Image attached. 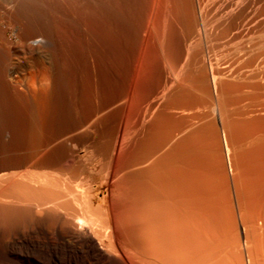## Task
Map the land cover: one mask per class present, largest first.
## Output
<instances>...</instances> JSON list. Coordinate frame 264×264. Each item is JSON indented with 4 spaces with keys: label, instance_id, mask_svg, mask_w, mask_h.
Wrapping results in <instances>:
<instances>
[{
    "label": "bare ground",
    "instance_id": "bare-ground-1",
    "mask_svg": "<svg viewBox=\"0 0 264 264\" xmlns=\"http://www.w3.org/2000/svg\"><path fill=\"white\" fill-rule=\"evenodd\" d=\"M143 1L142 6L137 1L142 10L132 28L127 25L135 19L127 14L128 28L121 27L126 30L110 26L113 18L106 17L114 9L101 18L104 10L95 0H0V217L19 214L34 221L26 232L0 236V264H239L233 248L240 239L228 218L226 197L208 181L215 174H200L208 178L203 183L175 168L177 148L171 145L172 155L163 158L157 146H138L142 139L136 137L146 109L152 114L163 107L167 91L172 107L190 109L187 113L196 92H212V74L202 64L207 48L212 55L214 48L228 46L237 57L243 53L241 0ZM262 1L245 4L255 8ZM197 47L198 58L192 53ZM198 60L204 74L174 84L186 63ZM166 65L178 66L173 81L143 106V94L159 87ZM224 137L227 169L230 174L235 169L238 181L244 152L228 147ZM217 166L219 173L222 166ZM96 168L108 172L115 185L103 188L93 175ZM220 178L226 185L223 174ZM242 235L252 253L248 261L264 264V235L253 223L242 228Z\"/></svg>",
    "mask_w": 264,
    "mask_h": 264
},
{
    "label": "rangeland",
    "instance_id": "rangeland-1",
    "mask_svg": "<svg viewBox=\"0 0 264 264\" xmlns=\"http://www.w3.org/2000/svg\"><path fill=\"white\" fill-rule=\"evenodd\" d=\"M95 1H96L95 2L96 7H97V3H98V6L101 7V8H99V11L104 10V11H102L104 14V17H101V18L105 19L106 15L110 14L111 12H114V10H115V12L116 11L119 12V15L117 12L111 13L110 16H107L108 18L106 17V19L107 20L109 19L108 22L112 18L114 20H116V21H114L112 19L110 21V23H111L110 26L115 25V27L113 26L115 29H116V26L119 24L117 26L118 27L117 29H126V30L130 26H131L130 28H132V25L134 24V22L136 24V22L138 21L137 19L139 18L140 12L142 10L141 9L142 7L140 8V6H142L144 3L143 0H139V3L137 2L138 0H135V2H134V0H132V1L131 0H128V1L127 0H113V2H112V0H110V1L105 0L106 2L103 0H99V1H103V2H101V4H99V1H97V0H95ZM117 1H119V2H117ZM124 2H127V3H124ZM128 2L130 4H134V3L135 4L130 6V4H128ZM106 3H108V5L110 3L109 7H108V5H106ZM114 3H116L117 5H120V6L116 7L117 5ZM118 3H120V4H118ZM137 3L141 4V5L140 6L137 5ZM241 3L242 4H240L239 8L242 9L243 11H245L244 12L245 13V20H243V24H242V26H243L242 31L244 33V35H243L244 38L241 41V43H242L241 46H242V48H244L243 53L238 54V56L239 55L240 56L237 57V55H235L231 51L232 48L230 46L224 47V48L223 47H217V48L213 49V55H215V57H214L212 55V52H211L212 49L207 48V50H210V51L209 52L207 50H206L207 52L204 51L202 64L205 66V68L208 67V68H206V70L209 74L211 73L212 74L211 76L213 77V84L210 82V80L208 82L209 83L208 87L210 85L209 88H210V90H212V92L210 90H208V93H209V91L211 92V93H209L210 95L207 93L204 94L203 92H196L194 102H195V105L197 104L198 106L196 105V107H195V105L193 104V106H192L193 108L191 109V111L192 110L193 111L192 112L190 111L192 114H190V112H188L189 113L188 114L187 111H189L190 109L185 110L186 112L185 111L183 112L182 109L179 108L180 109L179 110L176 108L177 105H175V106L173 105V107H172L171 104L175 103L173 97L170 96L172 92L167 91L162 96L164 98H162V97L161 98L163 99V101L166 100L165 98H167V100L168 99L170 100V102H169V100L166 101L169 103L168 106H170V109L165 104L166 102H164V104H162L163 107L160 105V103H163L161 98L158 99L157 101L159 102L158 104L162 108L160 106H158L157 107L158 110H156L157 109L156 108L155 110H153L152 114L149 113V108H147L146 113L144 114V119H145V123L143 124L144 126L141 129L138 136L136 137V139H137V141L139 139L140 140L142 139V141L138 145L141 148H147V145H148V147H152L153 145L157 146L159 149V152H157V156L161 155L163 158L169 157V154L172 155L171 145L174 146V149L177 148L176 150H178V151L175 150V153L177 156L175 155L174 152H173V156L175 155V157L172 156L173 157L172 160H174L175 158L176 159L179 158L178 159L179 161L174 160V162H173L175 168L178 169L180 172L193 174V176H195V177L197 175V177L195 179H198L200 174H201L200 176H204L207 172L208 173L205 175L206 177L213 176L214 174L217 175L216 178L214 175V177H212V179H210V180H208V178L203 179L202 177L199 179L201 181H202V179L211 181L210 183L213 182L212 184H214L216 182L215 185L216 184H218V185H216V186L214 185V186H215V189H217V188L218 189L215 191L219 192V193L222 191L220 193V196L223 194L222 197H226V199L225 198L224 199L222 198V199L227 202V203H225V202L224 203L226 204L227 207H229V208H227V210H229L228 214H230V215H228L229 216L228 218L231 219V223L234 226V227L231 226V228L232 227L234 228V229L233 228L232 229L235 230L234 232H236L239 235V239H240L238 241L239 242L238 244L235 243V248H233L234 249L233 251L235 253V256L238 258L239 264H251L250 263L251 255L250 254H252V253L250 251L251 249H249V247H248V244L245 243V241H244V237L242 235V228L245 227V229H247V226L253 223V225L258 230V233L260 235L261 234L264 235V5H263L264 0L262 1V3L259 6L255 7V8L254 7H247L248 5L245 4V3H247V0H244V1L241 0ZM111 4H114L115 6L114 5L112 6ZM121 4H123V5L121 6ZM102 5H103V7H102ZM124 5H126L124 8L125 10L130 6L127 9L128 11H126V12H125V10L123 11V9H120V7L123 8ZM105 6H107V7H105ZM106 8H107V11L109 10L108 11L109 13L105 12ZM109 8L114 9V10L112 11ZM253 8L255 11L251 13ZM119 9L122 12L119 11ZM134 9H135V11L138 10L139 15L133 14V13L137 12V11L135 12ZM129 10L130 11L133 10V11H131V13H127V12H129ZM99 11L97 8L98 15L103 16V14H99V13H101ZM256 11H258V12H256ZM105 13H107V14H105ZM120 14L122 16L123 15L125 16V17L123 16L124 19H123V17H120L121 16ZM127 14H130V16L132 15L131 21H133L134 19L136 21L134 20L133 23L132 22L130 23V20H129L130 24H128L127 19L128 18L130 19V16L129 15L127 16ZM112 15L113 16L116 15V17L119 16L120 17V18L118 17L119 20L112 17ZM135 16L138 18H135ZM112 21H113V23L115 22V24H113ZM123 21H124V24H123ZM125 23H127L128 25ZM124 25L125 26L127 25L128 27L126 26L127 28L126 27L121 28ZM248 31H251L250 36L252 37V42H249V43H247V40H248L247 34H249ZM136 44L134 47H132V50L129 54L130 55L129 58L131 60L130 61V68L132 66L133 56L135 55V53L137 51L136 50ZM250 47H253V48H250ZM223 49H225V50H223ZM246 49H248V50H246ZM220 50H222V51H220ZM225 51L228 52V53H226L227 58L225 57L226 56L225 54L224 55L222 54ZM229 51H231V52H229ZM192 53L194 54V57L198 58V55L200 54L199 47L194 48L192 50ZM216 53H218V54H216ZM219 53H221V54L219 55ZM167 54H166V58H171V53L170 54L167 53ZM216 55H217V57H216ZM233 55H235V56H233ZM236 57L238 58V60ZM224 58L226 59V61L227 60H230V61H227L228 62L227 63L225 60H223ZM198 62H199V60L195 61V63L194 62L186 63L185 67L181 70V72L183 74H181V72L179 73V74H181V76H179L178 79L174 81V84H179V83L184 84L182 82L181 78L183 80L185 79V81H186L188 78H190L193 75L198 76V75H200V73L204 74L202 67H199V65L197 64ZM221 65H223V66H221ZM177 67H178L177 65H175L173 67L166 65L165 69L167 70V73H164L165 75L159 84L160 88L159 87L157 89H151L150 88L143 94V96H142V105L143 106L147 103V101L150 99V97L160 93L163 86L167 87L168 84H170V82L173 81L172 80V74H173L174 70L175 71H176V69L178 70ZM126 76H129V68H127V74L126 75L123 72L121 73L122 82H124V80L126 79ZM222 76H224V77H222ZM218 77L220 78V80ZM217 78H218V80H217ZM216 81H218V82H216ZM214 84H216V85H214ZM217 86H218V89H217ZM213 88H214V90H213ZM197 93H198V95H197ZM196 97H197V100H196ZM201 97H203V98H201ZM206 101H207V103H206ZM202 103H204V104H202ZM205 104H206V106H205ZM199 105H201V106H199ZM165 106L167 107L168 110L164 109L165 111L163 110L164 111L163 112L162 109ZM159 110H161L163 113L161 111L159 112ZM155 111H158L159 114ZM148 113H149V116H151V115L152 116L151 117L147 116ZM160 113H162V114H160ZM186 113L188 114V117H186L187 119L186 118L180 119V117H182V116L185 117ZM146 118H149V119L147 120ZM185 119L187 120V122L184 121V122H186L185 125L183 122H182L183 124L180 122L182 125H179V121H182ZM130 121H132V119ZM157 121H158V125H157ZM146 122H147V125H146ZM155 124L158 126V128ZM187 124H188V126L185 127ZM131 125L132 126L135 125V121L131 122ZM146 126H149V128H150V126H152V128H150L151 130H149V128H147ZM153 126L156 127V129ZM181 126H183L184 128L183 127L181 128ZM208 126L210 127V129ZM144 127H146V128L144 129ZM224 129H226V130H224ZM145 130H146V132H145ZM145 133H148V134H145ZM188 133L191 135H189ZM153 134L154 135L157 134V135L154 136ZM150 135H151V137H150ZM222 135H223V137L225 136L224 137V140L226 138L225 144L226 145L228 144L229 145L228 147L233 148L237 152H239V151L244 152L243 153L244 155L242 156L243 158H241L242 160L240 159L238 162V165L240 167L238 172L241 174L238 181L237 180L235 181V178H234L235 169L233 170L234 173L232 172L233 174H230L228 172L227 165H226L225 158H224V153H223L224 141H223ZM152 136L154 137V140H152V142H151V139L153 138ZM156 137H158V138L156 139ZM186 137H189L188 139H190V141H188V139L186 140ZM145 138H149V139L145 140ZM146 142H147V144H146ZM135 143H134V145H135ZM144 143H145V146L142 145ZM207 148H208V150H207ZM177 152H178V154H177ZM182 155H184V157ZM216 158H217V161H216ZM183 160H184V162H183ZM218 161H219V163H218ZM203 162L205 163L204 167H203V165H204ZM215 162H217L216 165H215ZM178 163H179V166H178ZM220 163H221V165H220ZM217 165L220 167L222 166V168H219V171H220L219 173H220V175L223 174V179L225 178L226 185L222 182L221 178L219 179L220 175H219V173H217L218 168L216 170L214 169V167L216 168ZM244 166H245V168H244ZM246 166H248L249 168ZM179 167L180 168L182 167V168L180 169ZM184 170L187 172H185ZM211 171H213V172H211ZM107 174H109V173L106 171H103V170H99L97 168L93 173V175L95 176L97 181L101 180L100 185H102L103 188H106V187L111 188L115 185V182L113 179L107 178ZM209 178H211V177H209ZM208 181H202V182L203 183L204 182L209 183ZM97 183H99V182H97ZM127 185L131 186L132 183L129 182ZM237 189H238V191H237ZM226 191H227V194H226ZM239 195H240V197H242L243 202L242 201L239 203L237 202V198H239ZM252 200H254V201L252 202ZM255 200H256V202H255ZM252 203H254V204H252ZM255 204H257V207H259L257 209H259V210L254 209L255 208V206H254L253 211H252L251 208ZM248 205H250V206L252 205L251 208ZM230 207H232V208H230ZM239 207H240V209H238ZM241 207L243 209H241ZM244 208H246V209H244ZM254 210H256L255 214H254ZM59 211L62 212V210H59ZM248 211L249 212L252 211L251 213L253 215H251V213H250V215H248L247 214ZM27 217L24 215H19V214L18 215L12 214L11 216L9 215V217H7L9 219H7V218L3 219L4 217H0V227H1L0 228V230H1L0 236H2V237H5V235L11 236L13 234L16 235L18 233V231H24V232L28 231L30 228H32L31 226L34 223V221L29 222L30 219H33V218L31 216H29L28 218ZM249 218H252V219L249 220ZM242 256H243V258H242ZM248 260H250V261H248Z\"/></svg>",
    "mask_w": 264,
    "mask_h": 264
}]
</instances>
